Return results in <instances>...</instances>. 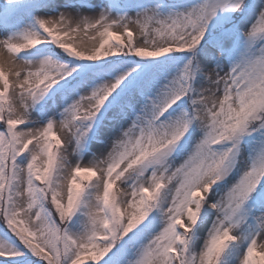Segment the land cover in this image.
<instances>
[{
    "label": "snow or ice",
    "instance_id": "snow-or-ice-1",
    "mask_svg": "<svg viewBox=\"0 0 264 264\" xmlns=\"http://www.w3.org/2000/svg\"><path fill=\"white\" fill-rule=\"evenodd\" d=\"M0 264H264V0H0Z\"/></svg>",
    "mask_w": 264,
    "mask_h": 264
}]
</instances>
